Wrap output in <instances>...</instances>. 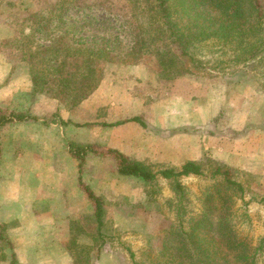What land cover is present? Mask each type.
<instances>
[{
  "label": "rangeland",
  "instance_id": "rangeland-1",
  "mask_svg": "<svg viewBox=\"0 0 264 264\" xmlns=\"http://www.w3.org/2000/svg\"><path fill=\"white\" fill-rule=\"evenodd\" d=\"M54 4L55 0H0V110L9 106L16 110L30 108L33 116L51 122L62 119V108L63 118L73 114L79 122L75 133L64 131L66 136L73 135L76 146L115 147L155 171L166 166L180 168L188 160L207 159L238 169L248 191L235 197L234 224L253 251L259 247L255 264H264V59L239 62L234 56L240 50L238 46L228 51L222 42L209 41L191 46L195 60L188 63V71L166 78L156 70L154 53H146L140 59L129 53L138 32L151 26L143 3L134 6L129 0H73L62 9L72 34L87 42L104 40L119 56L114 61L99 62L102 80L97 89L104 91L99 95L101 105H95L93 112L81 104L73 109L57 98H53L57 101L54 103L45 100L48 95L35 92L30 77V49L41 57H69L65 48L54 42L57 21L38 32L26 19L30 13L48 11ZM128 8L132 11L126 12ZM29 86L31 91H21ZM104 99L106 103L116 99L117 103L104 104ZM135 117L145 124L132 120ZM9 126L4 129L5 134L8 130L20 132L28 151L47 147L42 143L39 124L27 122L21 129ZM104 127L111 129L103 132ZM56 128L46 134L49 140L58 139L49 142L52 150L61 144L57 137L61 129ZM14 146L17 147L15 143ZM84 156L83 162L76 158L79 166H75L84 182L103 199L104 225L100 236L96 221L81 212L66 224L64 240L68 245L72 239L77 240L82 248V264H178L179 258L171 255L176 248L161 254L158 240L177 223L176 208L167 202L178 199L170 181L162 177L154 182L124 177L118 173L114 158L89 151ZM14 158L7 155L5 164L11 166ZM38 160L33 157L24 164L17 158L15 163L26 168L31 165L33 174ZM43 161L51 172H57L59 159ZM70 164L73 166L74 162ZM50 175L51 182H56L57 175ZM214 181L210 171L181 178L187 216L200 212L204 194ZM6 231L7 227L0 226V234ZM102 240L106 242L101 255L107 252L109 262L96 256ZM9 249L0 241V261L3 255L8 257Z\"/></svg>",
  "mask_w": 264,
  "mask_h": 264
},
{
  "label": "trees",
  "instance_id": "trees-1",
  "mask_svg": "<svg viewBox=\"0 0 264 264\" xmlns=\"http://www.w3.org/2000/svg\"><path fill=\"white\" fill-rule=\"evenodd\" d=\"M66 2L55 0L48 11H34L26 19L32 21L34 30L38 32H43L50 22L57 21L54 42L64 47L69 57H41L30 49L27 60L34 91L57 98L75 109L98 88L102 80L99 62L114 61L119 56L104 40L87 42L72 34L63 16L62 9L66 8ZM139 2L144 4L152 22L146 30L142 28L138 32L137 41L129 53L137 59L146 53H154L156 70L166 78L171 79L188 71V63L195 60L190 52L191 46L209 41L222 42L229 48L228 51L238 46L240 50L235 51L237 54L234 56L238 57L239 62L264 59V0H129L134 6ZM131 11L132 8H128L126 12ZM150 36L152 38H148ZM159 42L162 45L159 46ZM55 116L58 118L57 114ZM37 119L28 111L0 110V129L12 122ZM59 120L63 125L70 123ZM132 120L145 124L140 117ZM68 146L70 153L82 162L88 151L114 158L121 176L139 178L146 182H154L159 177L170 181L178 199H169L167 202L176 208L177 223L168 227L165 235L159 237L161 254L176 248L171 255L179 258L178 264H255L257 261L259 247L253 251L247 241L239 236L232 216L235 197L248 191L238 169L207 159L188 160L180 168L166 166L155 171L151 165L134 161L112 147L97 144L81 147L72 141ZM206 171L211 172L214 184L204 194L200 212L187 216L188 206L183 204L181 197L184 196L185 188L181 178L204 175ZM81 185L95 205L94 213L87 217L91 216L94 223L96 221L97 232L103 236V199L82 180ZM261 199L264 201V196ZM0 241L13 249V244L2 234ZM105 242L102 240L96 248L97 257L101 255ZM70 248L75 264H82L79 258L82 248L77 240L72 239ZM5 257L3 255L2 259ZM15 260L16 254L13 251L10 264H14Z\"/></svg>",
  "mask_w": 264,
  "mask_h": 264
},
{
  "label": "crops",
  "instance_id": "crops-1",
  "mask_svg": "<svg viewBox=\"0 0 264 264\" xmlns=\"http://www.w3.org/2000/svg\"><path fill=\"white\" fill-rule=\"evenodd\" d=\"M31 90L32 87L21 91L25 93ZM103 92L101 87L97 89L81 103V107L88 112H93L95 105L97 107L101 105L99 95ZM18 95L22 94L18 93ZM48 97L45 100L57 102L50 96ZM115 100L110 99L106 103V99H104L103 103L115 105L117 103ZM8 108L16 110L12 106ZM17 110L31 112L32 109ZM64 114L65 111L60 108L61 120L70 121L66 129H64L62 121L53 120L50 122L45 117L9 123L14 125L13 129L24 128V124L27 122L39 124L40 136L43 137L42 143L47 146L43 151H28L25 137L20 132L14 133V130L11 132L8 130V134H5L4 129L9 124L0 129V226L7 227L5 234H1L13 244V249L10 248L11 252L7 253L8 257L0 261V264H10L13 251L16 254L14 264H75L73 251L64 240L67 235L66 224L76 218L79 212L85 216L93 214L95 205H92L91 200L80 187L81 180L83 182L85 180L80 169L75 166V163H78L79 166V161L68 149L69 142H74L73 135L66 136L64 134L65 130L75 133L79 122L73 114L63 118ZM56 126L61 129L60 136H57L61 144L58 149L52 150L49 142L55 143L58 139L49 140L46 134L52 129L57 130ZM110 129L104 127L101 131L109 132ZM98 131L100 132V130ZM14 143L17 147L14 146ZM102 144H105V141H102ZM16 148L18 150H15ZM15 151L17 152L15 153ZM7 155L10 158L16 156L11 160V166L5 164ZM33 157L39 158V160L38 166L34 165L35 171L32 174L31 165L26 168L21 163L25 164V160L28 161ZM17 158L22 162L15 163ZM48 158L59 159L57 172H51L48 169L47 162L43 161ZM72 161L74 162L73 166L70 164ZM17 165L19 166L17 167ZM52 173L57 175L56 182H51L53 177L50 179L52 176L50 174ZM91 189L95 192L93 187ZM100 256V261L102 259L110 261L107 252Z\"/></svg>",
  "mask_w": 264,
  "mask_h": 264
}]
</instances>
